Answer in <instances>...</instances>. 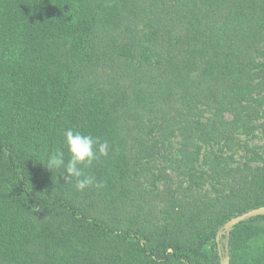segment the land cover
Here are the masks:
<instances>
[{
	"label": "trees",
	"instance_id": "16d2710c",
	"mask_svg": "<svg viewBox=\"0 0 264 264\" xmlns=\"http://www.w3.org/2000/svg\"><path fill=\"white\" fill-rule=\"evenodd\" d=\"M68 128L103 187L43 165ZM260 206L264 0H0V264H219ZM228 247L264 264V216Z\"/></svg>",
	"mask_w": 264,
	"mask_h": 264
},
{
	"label": "clouds",
	"instance_id": "9594fccd",
	"mask_svg": "<svg viewBox=\"0 0 264 264\" xmlns=\"http://www.w3.org/2000/svg\"><path fill=\"white\" fill-rule=\"evenodd\" d=\"M64 146L67 149L68 158L65 159L63 149L54 150L43 164L49 171L60 172L64 180H74L76 191H84L88 187H103L94 175L85 172L100 157H107L110 152V144L107 140L101 141L99 137L84 134L80 131L68 128L64 131Z\"/></svg>",
	"mask_w": 264,
	"mask_h": 264
},
{
	"label": "water",
	"instance_id": "95a60500",
	"mask_svg": "<svg viewBox=\"0 0 264 264\" xmlns=\"http://www.w3.org/2000/svg\"><path fill=\"white\" fill-rule=\"evenodd\" d=\"M264 216V206H260L257 208L250 209L244 213L236 215L226 221L222 227L217 231L216 234V242L218 246V255L220 258L219 264H230V254H229V237L232 229L245 221H248L252 218ZM224 236L223 244L220 243V239Z\"/></svg>",
	"mask_w": 264,
	"mask_h": 264
},
{
	"label": "rangeland",
	"instance_id": "374dc122",
	"mask_svg": "<svg viewBox=\"0 0 264 264\" xmlns=\"http://www.w3.org/2000/svg\"><path fill=\"white\" fill-rule=\"evenodd\" d=\"M257 139L254 141V143L256 144ZM224 240H220V243L223 244Z\"/></svg>",
	"mask_w": 264,
	"mask_h": 264
}]
</instances>
